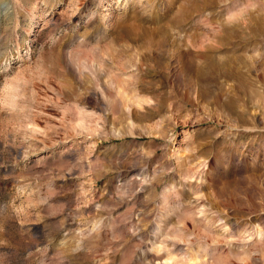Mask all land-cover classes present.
Listing matches in <instances>:
<instances>
[{
	"label": "rangeland",
	"instance_id": "374dc122",
	"mask_svg": "<svg viewBox=\"0 0 264 264\" xmlns=\"http://www.w3.org/2000/svg\"><path fill=\"white\" fill-rule=\"evenodd\" d=\"M0 264H264V0H0Z\"/></svg>",
	"mask_w": 264,
	"mask_h": 264
},
{
	"label": "bare ground",
	"instance_id": "6f19581e",
	"mask_svg": "<svg viewBox=\"0 0 264 264\" xmlns=\"http://www.w3.org/2000/svg\"><path fill=\"white\" fill-rule=\"evenodd\" d=\"M126 33H127V31H126ZM126 33H125V34H126ZM128 33H129V32H128ZM231 34H232V32H231ZM153 58H154V57H153ZM146 59H148V58H146ZM224 59H225V58H224Z\"/></svg>",
	"mask_w": 264,
	"mask_h": 264
}]
</instances>
